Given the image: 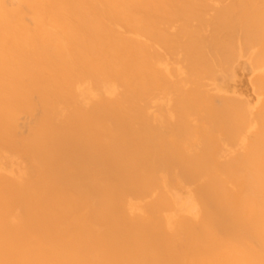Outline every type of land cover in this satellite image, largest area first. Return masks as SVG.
Masks as SVG:
<instances>
[{
    "label": "bare ground",
    "instance_id": "bare-ground-1",
    "mask_svg": "<svg viewBox=\"0 0 264 264\" xmlns=\"http://www.w3.org/2000/svg\"><path fill=\"white\" fill-rule=\"evenodd\" d=\"M0 264H264V0H0Z\"/></svg>",
    "mask_w": 264,
    "mask_h": 264
}]
</instances>
